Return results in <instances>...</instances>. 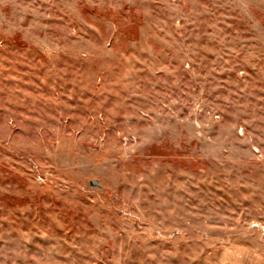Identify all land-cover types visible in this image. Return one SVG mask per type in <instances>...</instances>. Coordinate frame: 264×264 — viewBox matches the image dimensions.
<instances>
[{
    "label": "rangeland",
    "instance_id": "1",
    "mask_svg": "<svg viewBox=\"0 0 264 264\" xmlns=\"http://www.w3.org/2000/svg\"><path fill=\"white\" fill-rule=\"evenodd\" d=\"M230 252L264 264V0H0V264Z\"/></svg>",
    "mask_w": 264,
    "mask_h": 264
},
{
    "label": "crops",
    "instance_id": "2",
    "mask_svg": "<svg viewBox=\"0 0 264 264\" xmlns=\"http://www.w3.org/2000/svg\"><path fill=\"white\" fill-rule=\"evenodd\" d=\"M228 255L230 257V261L229 262H228V260H225V259L222 260L221 258L210 259V258L204 257L203 259H199L196 264H236V261H237L238 257L233 256L232 252H230V254H228ZM250 259L251 258H248L247 256H245L244 257L245 262H243L242 264H259L258 263L259 258L254 257L255 260H250Z\"/></svg>",
    "mask_w": 264,
    "mask_h": 264
},
{
    "label": "water",
    "instance_id": "3",
    "mask_svg": "<svg viewBox=\"0 0 264 264\" xmlns=\"http://www.w3.org/2000/svg\"><path fill=\"white\" fill-rule=\"evenodd\" d=\"M92 184V183H91Z\"/></svg>",
    "mask_w": 264,
    "mask_h": 264
}]
</instances>
